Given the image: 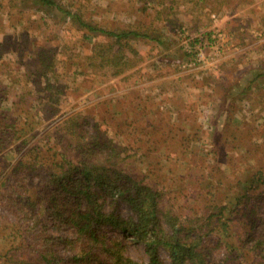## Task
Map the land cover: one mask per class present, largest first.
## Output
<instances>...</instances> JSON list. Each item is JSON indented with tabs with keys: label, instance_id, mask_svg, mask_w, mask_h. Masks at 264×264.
Returning a JSON list of instances; mask_svg holds the SVG:
<instances>
[{
	"label": "trees",
	"instance_id": "16d2710c",
	"mask_svg": "<svg viewBox=\"0 0 264 264\" xmlns=\"http://www.w3.org/2000/svg\"><path fill=\"white\" fill-rule=\"evenodd\" d=\"M5 1L13 9L23 2ZM68 1L34 0L45 11L61 13L68 29L82 31L86 39L90 36L106 39L94 41L93 49L84 57L86 75L93 82H106L102 79L120 76L136 66L141 60V53L134 45L137 39L145 37L159 45L167 43L163 36L135 27L114 29L94 24L82 6H76L77 0ZM207 1L193 3L203 10L207 9ZM157 3L161 8L154 11L161 16L166 14L169 21L172 19L168 15L174 7L179 10L186 6L179 0ZM2 5L1 0L0 8ZM220 7L212 6L208 15ZM207 34L210 36L212 32ZM198 42H201L199 37L190 41L192 50L184 52V59L194 57ZM41 59L47 63L45 58ZM52 62L48 67L54 71ZM82 69L74 60L72 75L77 77ZM219 71L222 97H232L236 102L253 98L256 89L264 83V65L241 67L224 62ZM39 73L35 77L40 76V82L45 84L44 95L51 99H44L43 95L34 104L32 90L26 86L30 91L23 90L14 101L13 112L6 109L0 112V166L2 162L4 169L0 173L7 171L0 183V204L12 215L1 214L0 218L18 230V244H12L5 253L9 264H166L163 250L168 253L170 264H264L263 170L254 173L249 182L237 180L240 187L229 198L205 199L184 214L168 196L172 188L155 182L151 173L144 172L142 176L134 173L140 155L134 148H140L116 139L108 123L94 111H76L61 123L47 125L40 131H36L39 127L28 128L31 123L35 125L30 123L28 115L35 117L37 124H44L59 111V107L50 105L54 101L48 72L40 67ZM241 80L244 82L237 85ZM231 86L236 90H229ZM117 106L113 107L114 113H125ZM181 107L192 110L195 104L166 107L165 111L171 110L169 115H172L173 110L179 118ZM234 107V102L226 107L232 115L237 110ZM24 115H27L25 120ZM146 115L151 118L150 114ZM218 134L216 121L213 141L221 147L215 138ZM13 144L20 157L12 164L5 153ZM141 155L148 157L147 153ZM158 161L147 163L162 169L163 164ZM205 162L208 165V160ZM203 172H209L206 166ZM202 189V185L196 186L195 192ZM188 190L193 194L191 188ZM125 205L130 212L120 210ZM115 230L122 235L114 234ZM136 244H143V253L139 250L134 255Z\"/></svg>",
	"mask_w": 264,
	"mask_h": 264
},
{
	"label": "rangeland",
	"instance_id": "374dc122",
	"mask_svg": "<svg viewBox=\"0 0 264 264\" xmlns=\"http://www.w3.org/2000/svg\"><path fill=\"white\" fill-rule=\"evenodd\" d=\"M179 1H184L186 6L179 10L174 7L168 15L172 19L169 21L166 14L161 16L154 11L161 8L158 0H77L76 6H82L94 24L114 29L131 26L167 40L159 45L145 37L137 39L134 45L141 53V60L136 66L120 76L103 78L106 82H93L86 75L84 57L93 49L94 41H106L103 36L86 39L82 31L68 29L61 13L45 11L34 0L18 2L17 9L8 8L2 0L0 112L4 109L13 112L14 101L23 90L30 91L26 86L32 90L34 104L40 101L45 84L40 82L39 75L35 76L43 68L53 86L54 103L50 105L59 107V111L44 124H37L35 117L28 115L30 123L35 122L28 128L35 126L40 131L47 125L61 123L76 111H94L108 123L116 139L140 148H134L140 154L134 173L138 176L151 173L155 182L172 188L168 196L187 214L205 199L229 198L240 187L237 180L249 182L254 173L264 171V83L256 89L253 98L237 102L232 97L223 98L219 88L222 63L241 67L264 65V0H208L207 9L203 10L193 3L195 0ZM216 5H221L220 9L208 15V10ZM195 37L201 42L194 48V57L185 60L184 52L192 50L190 41ZM41 58L47 63H42ZM74 60L84 72L80 71L77 77L71 72ZM49 62L55 65L54 71L48 67ZM229 90L236 88L231 86ZM44 99L51 98L44 95ZM231 102L237 109L233 115L226 108ZM116 104L125 113H114ZM194 104L192 110L181 107L183 115L180 113L179 118L177 112L172 110L174 114L169 115L171 110L165 111L166 107ZM216 121L219 134L215 138L221 147L213 141ZM178 126H182L180 130ZM15 145L5 153L12 164L20 157ZM158 159L162 169L147 163ZM205 166L209 172H203ZM5 172L0 173V183ZM200 185L203 189L195 192V187ZM120 210L130 212L127 205ZM1 214L12 216L2 204ZM114 234L122 235L119 230ZM15 243L18 244L17 227L0 218L1 264H9L5 253ZM139 250L143 253V244L133 247L134 255ZM163 253L166 264H170L168 253L165 250Z\"/></svg>",
	"mask_w": 264,
	"mask_h": 264
}]
</instances>
